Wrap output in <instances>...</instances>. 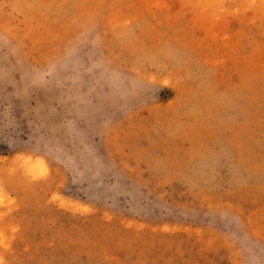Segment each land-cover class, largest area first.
Wrapping results in <instances>:
<instances>
[{"label": "rangeland", "instance_id": "obj_1", "mask_svg": "<svg viewBox=\"0 0 264 264\" xmlns=\"http://www.w3.org/2000/svg\"><path fill=\"white\" fill-rule=\"evenodd\" d=\"M0 264H264V0H0Z\"/></svg>", "mask_w": 264, "mask_h": 264}]
</instances>
